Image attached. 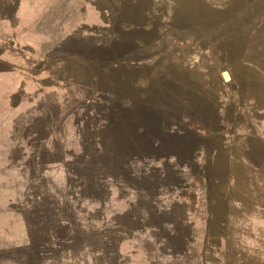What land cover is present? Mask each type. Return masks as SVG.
Here are the masks:
<instances>
[{
    "label": "rangeland",
    "instance_id": "1",
    "mask_svg": "<svg viewBox=\"0 0 264 264\" xmlns=\"http://www.w3.org/2000/svg\"><path fill=\"white\" fill-rule=\"evenodd\" d=\"M0 264H264V0H0Z\"/></svg>",
    "mask_w": 264,
    "mask_h": 264
},
{
    "label": "bare ground",
    "instance_id": "2",
    "mask_svg": "<svg viewBox=\"0 0 264 264\" xmlns=\"http://www.w3.org/2000/svg\"><path fill=\"white\" fill-rule=\"evenodd\" d=\"M223 78L229 80V74L227 72L223 73Z\"/></svg>",
    "mask_w": 264,
    "mask_h": 264
},
{
    "label": "water",
    "instance_id": "3",
    "mask_svg": "<svg viewBox=\"0 0 264 264\" xmlns=\"http://www.w3.org/2000/svg\"><path fill=\"white\" fill-rule=\"evenodd\" d=\"M229 78H230V75H229ZM226 80V79H225Z\"/></svg>",
    "mask_w": 264,
    "mask_h": 264
}]
</instances>
